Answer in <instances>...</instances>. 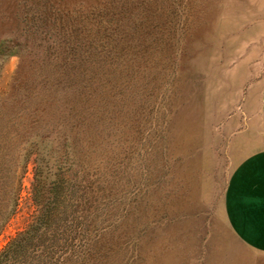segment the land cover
<instances>
[{"label":"rangeland","instance_id":"rangeland-1","mask_svg":"<svg viewBox=\"0 0 264 264\" xmlns=\"http://www.w3.org/2000/svg\"><path fill=\"white\" fill-rule=\"evenodd\" d=\"M43 79L60 100L0 163V250L37 174L70 193L56 264H264L225 215L264 149V0H0V128Z\"/></svg>","mask_w":264,"mask_h":264},{"label":"trees","instance_id":"trees-1","mask_svg":"<svg viewBox=\"0 0 264 264\" xmlns=\"http://www.w3.org/2000/svg\"><path fill=\"white\" fill-rule=\"evenodd\" d=\"M59 91L61 81L43 79L13 96L10 101L13 110L8 127L0 128V163L11 156L14 142L27 135L29 130L36 133L37 130L47 129L45 127L52 122L48 118H51L50 115L54 116L48 110L54 101L60 100ZM31 155L26 154V158ZM65 184L66 182L62 184V191L59 193L54 184L47 186L45 179L36 174L33 200L38 210L37 215L25 230L0 250V264H56L54 259L61 245L67 243L74 232L73 221L67 222L69 218L63 208L70 195L68 185Z\"/></svg>","mask_w":264,"mask_h":264},{"label":"crops","instance_id":"crops-1","mask_svg":"<svg viewBox=\"0 0 264 264\" xmlns=\"http://www.w3.org/2000/svg\"><path fill=\"white\" fill-rule=\"evenodd\" d=\"M264 117V95H263ZM225 215L234 234L264 252V149L234 168L225 198Z\"/></svg>","mask_w":264,"mask_h":264}]
</instances>
